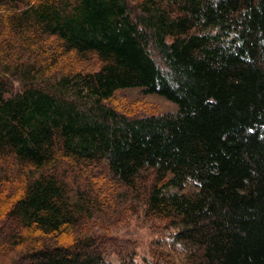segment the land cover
Masks as SVG:
<instances>
[{
	"label": "trees",
	"instance_id": "obj_1",
	"mask_svg": "<svg viewBox=\"0 0 264 264\" xmlns=\"http://www.w3.org/2000/svg\"><path fill=\"white\" fill-rule=\"evenodd\" d=\"M137 7L0 0V32L50 40L52 65L98 61L46 82L30 64L15 93L0 65V157L22 178L20 189L0 182L2 251L19 249L13 264H112L100 238L77 234L103 201L90 180L72 191L67 178L84 167L137 192L144 215L173 230L146 264H264V0ZM129 88L176 110L127 117L105 104ZM60 160L73 175L58 174ZM117 264L137 263L120 252Z\"/></svg>",
	"mask_w": 264,
	"mask_h": 264
},
{
	"label": "rangeland",
	"instance_id": "obj_2",
	"mask_svg": "<svg viewBox=\"0 0 264 264\" xmlns=\"http://www.w3.org/2000/svg\"><path fill=\"white\" fill-rule=\"evenodd\" d=\"M126 1L137 14L139 12L137 4L140 0ZM6 35L7 32H0V65L3 64L2 69L6 70L9 76L11 93L18 91L23 84L27 85V78L22 71L26 72L30 64L35 65L30 73L40 74L43 71L42 76L45 82L49 81L51 77L66 73L73 68L92 71L98 67V61L94 58L79 62V60L68 55H63L61 59L52 65V60L46 59L43 52L44 47H46L45 54H50V40L35 45L31 43L26 45L21 43L20 37L16 34ZM4 36L6 37L4 38ZM154 57L161 66L159 58ZM47 65L50 66L45 69ZM105 104L127 117L160 115L176 110V106L170 101L155 94H145L138 88L118 90ZM55 169L60 175L66 170L72 175L74 173L68 161L65 160H60L55 165ZM27 170L24 169L28 172ZM82 171L81 176L74 177V180L73 178H67L68 183L73 188L72 191L85 190V184L90 180L94 184L91 189L92 195H100L103 201L99 205L100 208H94L95 210H93L90 218H85L80 222L77 234H88L100 238L105 250L111 251L108 259L112 264L118 263V253L120 252L134 257L137 264H146V262L153 261L152 256L156 249L163 250V247L170 246L167 243H169V235L173 230L166 226L164 222L144 215L142 201H140V195L137 192H132L116 183L106 174L103 175L104 173L100 170L92 169L90 173L88 169L83 167ZM17 173L18 170L14 165L0 157V182L17 184L16 180L20 182L22 179H17ZM32 174L35 175L36 172L34 171ZM97 180L99 181L96 182ZM20 185L17 184L16 187L20 189ZM98 185H101L102 191H100ZM6 191L7 196L10 192H13L10 185L6 187ZM63 240L68 241V237L64 236ZM18 250L5 253L0 245V264H13L19 257Z\"/></svg>",
	"mask_w": 264,
	"mask_h": 264
}]
</instances>
